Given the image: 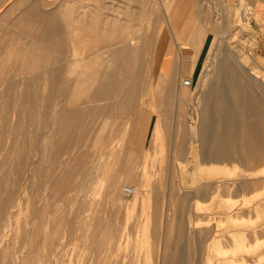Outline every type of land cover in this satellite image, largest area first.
Wrapping results in <instances>:
<instances>
[{
  "label": "rangeland",
  "instance_id": "rangeland-1",
  "mask_svg": "<svg viewBox=\"0 0 264 264\" xmlns=\"http://www.w3.org/2000/svg\"><path fill=\"white\" fill-rule=\"evenodd\" d=\"M45 1L0 0V264H264V156L252 157L247 146L252 137L248 125L264 120V72L248 57L258 49L257 54L264 56V10L260 22L255 18L256 7H263L264 0H248L252 6L243 0H190L196 21L205 12L210 19L200 38L207 27L218 24L221 10L225 12L216 45L226 17H233L231 30L226 28L227 43L246 61L240 65L230 60L237 70L231 78L243 89L222 90L218 97L226 102L228 113L221 119L211 116L220 124L214 132L221 127L218 165L225 168L218 169L201 165L198 133L196 151L188 145L189 120L197 111L193 103L200 107L204 94L198 96V90L207 87L208 66L202 74L184 72L178 81V71L171 72L174 59L168 57L160 65L152 57L157 43L170 42L172 56L179 52L171 43L170 19L180 2L187 1ZM34 9L43 13L39 18L43 25L36 22L40 20ZM244 19L251 26H244ZM25 22L30 26L23 24L28 26L21 29ZM27 27L32 35L38 34L31 35L32 42ZM20 29L28 33L24 36L28 41L20 37L24 35ZM48 30V37H42ZM122 47L139 50L126 75L137 76L131 75L128 84L123 82ZM116 48L119 51L113 53ZM188 48L183 49L193 51ZM46 66L56 74H43L41 68ZM115 67L120 68L116 74ZM183 80L194 81L196 88L182 95L188 101L182 100L179 108L177 93ZM107 84L111 95L104 91ZM173 85L170 93L153 90ZM126 89L140 94L126 95ZM134 98L131 112L130 104L122 102ZM157 98L169 100L170 111ZM237 99L251 103L252 112L239 106ZM149 114L148 131L143 133ZM253 138L264 140L262 126ZM126 187L135 195H125ZM238 236H244V251ZM215 239L220 245L214 252Z\"/></svg>",
  "mask_w": 264,
  "mask_h": 264
},
{
  "label": "bare ground",
  "instance_id": "bare-ground-1",
  "mask_svg": "<svg viewBox=\"0 0 264 264\" xmlns=\"http://www.w3.org/2000/svg\"><path fill=\"white\" fill-rule=\"evenodd\" d=\"M45 1V0H44ZM247 1L248 0H243V3L245 2V3H247ZM255 1V0H254ZM258 1V0H257ZM46 2V1H45ZM61 2V1H60ZM151 2H155V0H153V1H151ZM212 2V1H211ZM256 2V1H255ZM259 2V1H258ZM257 2V3H258ZM52 4L54 3V2H51ZM68 3V2H67ZM73 3V2H72ZM243 3H241V4H243ZM262 3V2H261ZM261 3H259V4H261ZM170 4H172V3H168L167 4V6H171ZM200 4V3H199ZM247 4H249L250 6H252L250 3H247ZM255 4V3H254ZM259 4H257V5H259ZM60 5V4H59ZM219 5V4H218ZM263 5V4H262ZM49 6H51V5H49ZM48 6V7H49ZM203 6V5H202ZM209 6V5H208ZM263 7H264V5H263ZM263 7L262 6H257L256 8H257V14H256V21L257 22H260L262 19V17L260 16L261 14H262V11L264 10L263 9ZM29 8V7H28ZM64 8V7H63ZM85 8V7H84ZM71 9V8H70ZM33 10V9H32ZM31 10V11H32ZM35 10V15L37 14L38 16H37V19H39V18H41L42 19V15L41 14H43L41 11H39L40 13H37L36 12V9H34ZM208 10V9H207ZM28 11H30V10H28ZM214 11V10H213ZM33 12V11H32ZM76 12V11H75ZM167 13L166 14H169L170 13V11H166ZM203 12V11H202ZM22 13H25V12H22ZM21 13V14H22ZM239 13V12H238ZM20 14V16H22ZM29 14V13H28ZM49 13H46V15H48ZM51 14V13H50ZM55 14H57V13H55ZM58 14H59V12H58ZM67 14V13H66ZM199 14V13H198ZM203 14V16L201 15V17H200V21H196L197 23H196V25H195V27H194V30H193V32H191L192 33V35H191V37H190V39L188 40V43H183L182 45L183 46H189V48H192L193 49V51H191V52H189L187 49H183L182 47V45L179 43L178 44V46H179V52L175 55L176 57L174 58V61H173V68H172V70H171V72H172V74L174 73L175 74V72H176V74H178L179 73V75L178 76H175V77H178V80L180 81L181 79H182V68L184 67V69H185V67L187 66V63H188V61H192V70H193V72H200L201 73V71L202 70H204V67L207 65L208 66V70H205V71H207V73H205V76H204V79L205 80H207V81H205V83L207 82V87H205V83H203L202 85H204V87L205 88H202V89H199L198 90V96L202 93V94H204V95H202V98L203 99H207V94L211 91V90H216L218 93H220L221 94V92H222V90H224V89H228V90H234V91H238V89L239 90H242L243 89V86H240L238 83H236L235 81H233L232 80V78H231V76H232V73H234V72H236L237 70H236V67L232 64V63H230V60L233 58L238 64H240V65H246L245 63H246V61L245 60H242V58H241V56L240 55H237V54H235L234 52H232V48H231V46H230V44L229 43H227V33H228V31H227V29L226 28H228L229 29V31L231 30L230 28H231V19L233 18L232 16L230 17V16H228V17H226L227 18V21H225V23H224V26H225V29L222 31V33L223 34H221V36H219V38H220V41H219V43H217V45L214 43L215 42V38L218 36L217 35V32H218V27H219V25H222V23H220L219 21H220V17H224L226 14H225V12H223L222 10H221V12H220V15H219V18L216 20L217 21V23L218 24H215V26H213V28H206L205 30H206V33L205 34H201V38L199 37V35H200V33L201 32H203L202 31V26L204 25V24H206V23H209V21H210V19L207 17V18H205L206 17V12H205V14L204 13H202ZM25 15V14H24ZM27 15V14H26ZM25 15V16H26ZM30 15V14H29ZM29 15H28V18H31V19H33L32 21H34L35 19H36V17L34 18L32 15H31V17H29ZM240 15H241V13H240ZM239 15V16H240ZM25 16H23V17H25ZM52 16V15H51ZM58 16V15H57ZM242 16H243V14H242ZM241 16V17H242ZM263 16H264V14H263ZM49 17V16H48ZM56 17V16H55ZM59 17V16H58ZM217 17V16H216ZM261 17V18H260ZM22 18V17H21ZM20 18V19H21ZM45 18V17H44ZM51 18H53V17H51ZM245 18V17H244ZM27 18L25 17L23 20H26ZM30 19V20H31ZM246 19V18H245ZM244 19V23H242V24H244V26L246 25L245 23H247V25H250L251 26V23H249V21H248V19L247 20H245ZM261 19V20H260ZM40 20V19H39ZM55 20V19H54ZM59 19H57V24H58V22L60 21H58ZM82 20V19H81ZM196 20V19H195ZM241 20H242V22H243V19L241 18ZM48 21V20H47ZM46 21V22H47ZM52 20H50V22H51ZM56 21V20H55ZM214 21V20H213ZM229 21V22H228ZM17 22V21H16ZM20 22V21H19ZM27 22H28V19H27ZM27 22H25V23H22L21 25H22V27L23 28H21V29H24L26 26H28L29 24L27 23ZM37 23H39V22H41L42 23V25H43V22H42V20H40V21H36ZM36 22H34V23H36ZM45 22V23H46ZM49 22V21H48ZM263 22H264V20H263ZM33 23V24H34ZM74 23H76V22H74ZM211 23V22H210ZM19 24V23H18ZM18 24L17 25H15L16 27L15 28H17V26H18ZM23 24H28V25H26L25 27L23 26ZM33 24L31 23V25L33 26ZM47 24V23H46ZM56 24V23H55ZM56 24V25H57ZM60 24V23H59ZM58 24V25H59ZM213 24V23H212ZM39 25V24H38ZM50 25V24H49ZM61 25V24H60ZM78 25V24H77ZM30 26V25H29ZM201 26V27H200ZM19 27L20 26H18V29H19ZM42 27V26H41ZM58 27V26H57ZM56 27V28H57ZM30 28V27H29ZM28 27L25 29L26 30V32H27V30H29L28 32H30V37H28V39L30 38V42H32L33 41V38H32V40H31V35H32V31H30V29H29ZM244 28V27H243ZM20 29V30H21ZM36 30H37V28H35ZM53 29H54V27H53ZM75 29H76V27H75ZM246 29V28H245ZM244 29V30H245ZM58 31H61L62 32V30L60 29H57ZM22 31V30H21ZM39 31V30H38ZM49 31L50 30H48V31H46L45 33H43V34H41L42 35V37H48V33H49ZM52 31H54V30H52ZM78 31V30H77ZM19 32L20 31H18V34H19ZM22 32H24V30L22 31ZM21 32V33H22ZM40 32V31H39ZM71 32H74V30L72 29V31ZM15 33H17V31H15ZM20 33V34H21ZM57 33V32H56ZM55 33V34H56ZM60 33V32H59ZM64 33V32H63ZM77 33V32H76ZM19 34V35H20ZM22 34H24L23 36H20L21 38L23 37L24 38V36H25V34H28V33H22ZM37 34V33H36ZM36 34H33L34 36H36ZM82 34V33H81ZM33 35H32V37H33ZM38 35V34H37ZM15 36V35H14ZM17 36V35H16ZM188 36V35H187ZM19 37V36H18ZM51 37V36H50ZM55 36H52V38L51 39H56V38H54ZM20 38V39H21ZM22 38V39H23ZM25 40L24 41H28V39L27 38H24ZM63 39V38H62ZM36 40V39H35ZM42 40V39H41ZM57 41V40H56ZM59 41H60V38H59ZM58 41V42H59ZM62 41V40H61ZM60 41V42H61ZM168 41V40H167ZM29 42V43H30ZM35 42V41H34ZM38 42V41H37ZM50 42V41H49ZM59 42V43H60ZM72 42H73V40H72ZM28 43V42H27ZM61 43H63V41L61 42ZM168 43H170V42H168ZM168 43H157V46H156V51H155V54L152 56L154 59V61H155V63H159L160 65L161 64H163V62H164V59H167L168 57H173L172 55H171V51H170V48H171V46H170V44L168 45ZM118 44V43H117ZM122 44V43H121ZM36 46H37V44H35ZM68 45V44H67ZM129 45H132V43H129ZM216 45V46H215ZM42 46V45H41ZM43 46H44V44H43ZM119 46V45H118ZM169 46H170V48H169ZM51 47V46H50ZM108 47V46H107ZM112 47V46H111ZM54 48V47H53ZM65 48V47H64ZM68 48V47H67ZM109 48V47H108ZM118 48V47H117ZM117 48L116 49H113V53H116V51H119V50H117ZM126 48V47H125ZM124 47H122L121 48V52H122V54H123V57H125V65H123L124 67H123V75H124V78H126V79H124L125 81H123L124 83H127L128 84V81H130V80H127V79H130V78H134L133 76H137V74H135V72L133 73V74H129L128 76H126L127 75V73L130 71V66H131V64L136 60L135 59V57H136V54H137V57H138V54L139 53H136L135 51H137V52H139V50H137V49H135V51H134V49L133 48H130V49H125ZM135 48V47H134ZM186 48H188V47H186ZM188 48V49H189ZM55 51V50H54ZM158 51H159V53H158ZM256 52V51H255ZM254 52V50H253V52L252 53H250L249 55H248V57H249V59L253 62V64L254 65H256V67H258V69H260L261 71H263L264 72V56L263 57H261V56H259V54H257V52H258V50H257V52L255 53ZM75 53H76V51H75ZM51 54H52V52H51ZM12 55H14V54H12ZM53 55V54H52ZM54 55H56V53L54 54ZM41 56V55H40ZM19 57V56H18ZM35 57V56H34ZM50 57V59H51V55L49 56ZM56 57V56H55ZM20 58V57H19ZM48 58V57H47ZM57 58V57H56ZM56 58H55V60H56ZM17 59V58H16ZM40 59V58H39ZM50 59L49 60H47L48 62H50ZM44 60V59H43ZM45 60V61H46ZM58 60V59H57ZM56 60V61H57ZM67 60V59H66ZM123 60V59H122ZM25 61V60H24ZM39 61H41L42 62V58H41V60H39ZM39 61H38V63H39ZM44 61V62H45ZM55 61V64H58L57 62ZM83 61V60H82ZM123 61V62H124ZM140 61H141V59L139 60V58H137V61H136V63L138 62V64H140ZM23 62V61H22ZM26 62V61H25ZM27 63V62H26ZM119 62H117V64H118ZM135 63V62H134ZM23 64V63H22ZM137 64V65H138ZM54 65V64H53ZM119 65V64H118ZM118 65H117V67H118ZM152 65V64H151ZM213 65L215 66V68L213 67ZM239 65V66H240ZM23 66V65H22ZM38 66V65H37ZM57 66V65H56ZM74 66V65H73ZM155 66V65H154ZM159 66V65H158ZM189 66V65H188ZM237 67H238V65H236ZM66 67H67V65H66ZM117 67H115V69H114V71L112 72V73H114L115 72V74L118 72V70H120V68H117ZM134 67H136L135 66V64H134ZM157 67V66H156ZM163 67V66H162ZM249 67V66H248ZM22 68V67H21ZM51 68L52 67H49V66H46L45 68H41V71H43V74L44 73H48L49 75H55L56 74V72H54V70L52 69V71H51ZM26 69V68H25ZM29 69H31V68H29ZM56 69H58V68H56ZM71 69V68H70ZM75 69V68H74ZM122 69V68H121ZM156 69H158V68H156ZM27 70V69H26ZM59 70V69H58ZM132 70V69H131ZM160 70V69H159ZM170 70V67H168L167 68V72ZM255 70V69H254ZM134 71H138L136 68L134 69ZM155 71V70H154ZM177 71H178V73H177ZM204 71V72H205ZM242 71V70H241ZM62 72V71H61ZM203 71H202V73H204ZM30 73V72H29ZM106 73V72H105ZM137 73V72H136ZM141 73V71H139L138 72V74H140ZM157 73V72H156ZM201 73V74H202ZM245 73H247V72H245ZM244 73V74H245ZM122 74V73H121ZM135 74V75H134ZM200 74V75H201ZM251 73H249V75H250ZM46 75V74H45ZM58 75H61L59 72H58ZM112 75V74H111ZM110 75V76H111ZM131 75H133V76H131ZM204 75V74H203ZM248 75V74H247ZM252 75V74H251ZM110 76H108V77H110ZM115 76V75H114ZM135 76V77H136ZM244 76V75H243ZM104 77V76H103ZM107 77V78H108ZM113 77V76H112ZM111 77V78H112ZM160 77H161V75H160ZM202 77V76H201ZM254 77V76H253ZM260 77V76H259ZM259 77H257V79H260ZM52 78V77H51ZM162 78H164V76L162 77ZM162 78H161V80H162ZM251 78V77H250ZM21 79V78H20ZM34 79H37V77L35 78L34 77ZM109 80H110V78H108ZM107 79V80H108ZM121 79H123V77L121 78ZM203 79V78H202ZM203 79V80H204ZM42 80V79H41ZM101 80H103V78L101 79ZM106 80V81H107ZM114 80V79H113ZM135 80V79H134ZM134 80H132V81H134ZM175 80V79H174ZM248 80H249V78H248ZM36 81V80H35ZM52 81V80H51ZM80 81V80H79ZM78 81V82H79ZM105 81V83H107ZM111 81V80H110ZM109 81V84L111 83V86L113 85L112 84V82H110ZM119 81V80H118ZM121 81V80H120ZM121 81V83H123ZM166 81H167V78H166ZM177 81V80H176ZM188 80H183L182 81V87H184V88H187V89H189V90H187V91H190L191 89L193 90V89H195L196 88V86L194 85V81H192V86L191 87H186L184 84L187 82ZM190 81V80H189ZM254 81V80H253ZM38 82V81H37ZM81 82V81H80ZM131 82V81H130ZM129 82V83H130ZM162 82V81H161ZM199 82V81H198ZM203 82V81H202ZM120 83V84H121ZM123 83V84H124ZM168 83V82H167ZM176 83V82H175ZM35 84V83H34ZM50 84V83H49ZM82 84V83H81ZM80 84V85H81ZM97 84V83H96ZM102 84L104 85V81L102 82ZM109 84H107V86L106 87H108L109 86ZM123 84H122V86H123ZM78 85V84H77ZM106 85V84H105ZM162 85V84H161ZM165 85V84H164ZM8 86V85H7ZM73 86V85H72ZM122 86H119V89H120V87H122ZM171 86V85H170ZM170 86H163V88H166V89H173V87H174V85L172 86V87H170ZM180 86V85H179ZM105 87V90H104V87H103V90L104 91H106L107 89H109V87L108 88H106ZM161 87V86H160ZM198 87V86H197ZM201 87H203V86H201ZM84 88V87H83ZM124 88V87H123ZM155 88H158V87H155ZM178 88V87H177ZM102 89V88H101ZM112 89V87L109 89V90H111ZM114 89V88H113ZM122 89V88H121ZM120 89V90H121ZM130 89V88H129ZM128 89V90H129ZM182 89V88H181ZM181 89L179 90V92L178 93H180L181 92ZM109 90H107V92H109L108 94H112V93H110V91ZM127 90V89H126ZM127 90V92H129ZM161 90V89H160ZM178 90V89H177ZM112 92H113V90H111ZM117 91H118V89H117ZM116 91V92H117ZM163 91V90H162ZM171 91V90H170ZM106 92V93H107ZM134 92V91H133ZM164 92V91H163ZM239 92V91H238ZM130 93V92H129ZM241 93V92H240ZM130 95V94H129ZM217 95V94H216ZM216 95H215V97H216ZM224 95V94H223ZM34 96V95H33ZM248 96V95H247ZM32 97V96H31ZM102 97V96H101ZM119 97V96H118ZM33 98V97H32ZM116 98V97H115ZM114 98V99H115ZM202 98H201V101H202ZM192 99V98H191ZM209 99V98H208ZM221 99H223L222 97H218V98H216V101L214 102V106L213 107H211L210 105H208L207 103H206V101L204 100V102L202 101L201 102V104H200V107L199 108H197V106L195 105L196 104V102H192L193 103V109L195 110H197V111H193V113H191V114H193V115H195V118L193 117V118H191V120H189V122H190V129H191V131H190V140H189V145H190V151H193V150H195V148H194V146H195V144H197L196 143V140L194 139L195 137V135H196V133H198V135H199V147H200V145H201V132H202V130H203V126H204V120H208V119H210L211 118V116H215L216 117V119H221L222 117H223V113L225 114L226 112L228 113V107H227V104H225V103H223V100H221ZM183 100V99H182ZM195 100L197 101V99L195 98ZM224 100H225V98H224ZM184 101V100H183ZM237 101L239 102V106H242V107H244L245 108V110L248 108V110L247 111H250V112H252V109H253V107H252V105H251V103H249V102H244V103H242L239 99H237ZM120 105V104H119ZM237 105V104H236ZM181 107V106H180ZM214 108V109H213ZM264 108V107H263ZM191 110V109H190ZM226 111V112H225ZM115 113V112H114ZM71 116V115H70ZM77 116V115H76ZM103 116V115H102ZM192 117V116H191ZM190 118V117H189ZM216 119H214V120H216ZM192 120H195V122L193 123L192 122ZM259 124V125H258ZM253 123V124H249L248 125V130H249V135H251L252 137L250 138V140H248L247 142V146H248V150H249V152H250V154H251V156L252 157H254V156H257V157H261V156H264V140L262 139V140H257V139H254L253 138V136L254 135H256V128L257 127H261L262 126V129L264 130V120L261 122V123ZM216 125V124H215ZM70 126V125H69ZM69 126H68V128H69ZM219 126H220V124H219ZM215 128H217L216 126H215ZM111 129V128H110ZM219 129H221V127L220 128H218V130ZM223 129V128H222ZM217 130V131H218ZM214 131V130H213ZM217 131H216V135L215 136H217L218 135V133H217ZM91 132V131H90ZM107 132H108V130H107ZM110 132V131H109ZM219 132V131H218ZM212 133V132H211ZM209 134V133H208ZM221 135H223V133L222 134H220V136ZM213 136H214V134H213ZM219 136V135H218ZM225 136V135H224ZM222 137V136H221ZM225 138V137H224ZM223 139V138H222ZM220 140V139H219ZM216 142V141H215ZM212 143H214V141L212 142ZM219 143H220V141H219ZM102 146V145H101ZM213 147V146H212ZM101 148V147H100ZM207 150V149H206ZM196 151V150H195ZM208 152H210V151H208ZM212 152V151H211ZM213 152H215V151H213ZM113 153V152H112ZM209 155H211V158H212V153L210 154L209 153ZM209 158V157H208ZM219 159H220V157H219ZM218 159V160H219ZM197 161V160H196ZM206 162V161H205ZM210 163H212V161H210ZM232 164H235V163H232ZM223 165V164H222ZM222 165L220 166V165H218V166H216V165H212V164H210V165H207L208 166V169H209V167L210 168H223L224 167V165H223V167H222ZM226 165V164H225ZM206 166V167H207ZM220 166V167H219ZM76 167V166H75ZM203 167H205V166H203ZM227 167V166H226ZM236 167L237 168H240L239 166H237L236 165ZM225 168V167H224ZM227 169H228V167H227ZM262 169V168H261ZM222 170V169H221ZM211 171V170H210ZM240 171V170H239ZM242 171H243V169H242ZM258 171V170H257ZM212 172V171H211ZM224 172H225V170H224ZM243 172H245V171H243ZM128 173H129V171H128ZM250 173V172H249ZM212 174V173H211ZM219 174H221L220 172H219ZM222 174H223V172H222ZM246 174H248V173H246ZM128 175H131L132 176V173L131 174H128ZM134 175V174H133ZM254 175H261L260 173H257V174H254L253 173V176ZM130 176V177H131ZM252 175H251V177H253ZM212 177V176H211ZM241 177H244V179L247 177L246 175L244 176V173H243V175H241ZM125 178H126V173H125ZM129 178V177H128ZM127 178V179H128ZM255 178H257V177H255ZM203 179V178H202ZM254 179V178H253ZM116 183V182H115ZM110 186V185H109ZM112 186V185H111ZM114 188H115V186H113ZM241 187V186H240ZM239 187V188H240ZM215 188H216V186H215ZM242 188V187H241ZM108 189H109V187H108ZM218 189V188H217ZM115 190V189H114ZM155 190V189H154ZM112 191H113V189H112ZM135 191V190H134ZM216 191H218V190H216ZM110 193H111V191H109ZM242 192V191H241ZM109 193V194H110ZM135 193H136V191H135ZM113 194H114V192H113ZM181 194V193H180ZM185 194V193H184ZM187 194V193H186ZM191 194H192V192H191ZM135 195V194H134ZM114 196V195H113ZM189 196V195H188ZM184 197L185 196H183V199H184ZM214 197H217L216 195L214 196ZM114 198V197H113ZM168 198V197H167ZM166 198V199H167ZM182 199V198H181ZM194 200V199H193ZM184 201H186V199L184 200ZM199 201V200H198ZM212 201H213V199H212ZM115 202H116V199H115ZM191 202V201H190ZM258 202V201H257ZM184 203V202H183ZM245 203V202H244ZM248 203V202H247ZM177 205V204H176ZM237 205V204H236ZM244 205V204H243ZM190 206V205H189ZM234 207H235V205H234ZM239 207V206H238ZM166 208V207H165ZM169 208H171V207H169ZM168 208V209H169ZM190 209H191V207H189ZM241 208V207H240ZM243 208V207H242ZM247 209V208H246ZM181 210V209H180ZM199 210V209H198ZM179 211V210H178ZM183 211V210H182ZM185 212H186V210H184ZM183 211V212H184ZM189 210H187V212H188ZM191 211V210H190ZM247 211V210H246ZM196 212H198V211H196ZM238 212V211H237ZM166 213V212H165ZM170 213V212H169ZM187 215V214H186ZM178 216V215H177ZM164 217H166L165 215H164ZM184 217H185V215H184ZM182 218V219H185V218ZM133 218V217H132ZM181 219V220H182ZM188 219V218H187ZM96 221V220H95ZM184 221V220H183ZM233 221H236V220H233ZM237 223L239 222V221H236ZM164 223H165V220H164ZM181 223V222H180ZM184 223V222H183ZM186 223V222H185ZM81 224V223H80ZM202 224H205V223H202ZM239 224V223H238ZM244 224V223H243ZM191 225H193L192 224V222H191ZM109 226H111V225H109ZM201 226V225H200ZM205 226V225H204ZM241 226V225H240ZM202 227V226H201ZM208 227V226H207ZM243 227V226H242ZM241 227V228H242ZM110 228V227H109ZM180 228H182L181 227V224H180ZM165 229V228H164ZM163 229V231H166V229L164 230ZM179 229V228H178ZM108 228H107V232H108ZM112 230V229H111ZM110 230V231H111ZM182 230H184V229H182ZM243 230V229H242ZM216 231V230H215ZM180 232H181V229H180ZM179 232V233H180ZM218 232V231H217ZM217 232H215V233H217ZM165 233V232H164ZM236 233V232H235ZM235 233H233V234H235ZM240 233H241V231H240ZM108 234H110V232L108 233ZM186 234H188V233H186ZM219 234V233H218ZM237 235H238V232L236 233ZM106 235V234H105ZM105 235H104V237H105ZM178 234H176V237H178L177 236ZM180 235V234H179ZM240 235V234H239ZM249 235V234H248ZM183 236V235H182ZM189 236V235H188ZM109 237V236H108ZM108 237H106L107 239H108ZM112 237V236H111ZM163 237V236H162ZM190 237H192V236H190ZM189 237V238H190ZM204 237H205V235H204ZM218 237V236H217ZM239 237V236H238ZM246 237V236H245ZM179 238H181L182 239V242L184 241L183 239V237H178V240H179ZM210 238V237H209ZM214 238H216L215 236H214ZM213 238V239H214ZM235 238H237L236 236H235ZM234 238V239H235ZM247 238V237H246ZM117 239V238H116ZM120 239V238H119ZM180 239V240H181ZM205 238H203V240H204ZM221 239V238H220ZM110 240V239H109ZM188 240H190V239H188ZM219 240V239H218ZM217 239H215V241L213 242V245H212V247H213V251L215 252V250H217L218 249V245H220V243H219V241H218ZM187 241V240H186ZM194 242V237H193V239L191 240V242ZM178 242V241H177ZM181 242V243H182ZM188 242V241H187ZM190 242V241H189ZM108 243V242H107ZM244 243H245V239H244V236H240L239 237V239H238V245H239V248L241 249V251L243 250V249H245L244 248ZM119 244H120V242H119ZM163 246H164V244H162ZM107 247V246H106ZM178 247V246H177ZM212 247H211V249H212ZM190 248V247H189ZM162 251H164V250H162ZM244 251V250H243ZM126 254V253H125ZM175 254V253H174ZM132 255V254H131ZM189 254L187 253V255L186 256H188ZM157 256V255H156ZM172 256V255H171ZM181 256H182V253H181ZM133 257V256H132ZM136 257V256H135ZM162 257V256H161ZM129 258V257H128ZM171 258V257H170ZM189 258V257H188ZM125 259V258H124ZM123 259V260H124ZM129 259H132V258H129ZM129 259H128V261H129ZM136 260V259H135ZM158 260V259H157ZM188 260V262L187 263H189V259H187ZM191 260V259H190ZM165 261V260H164ZM182 261V260H181ZM138 263H139V261H138ZM171 263H173V262H171ZM26 264V263H25ZM132 264V263H131Z\"/></svg>",
  "mask_w": 264,
  "mask_h": 264
},
{
  "label": "crops",
  "instance_id": "crops-1",
  "mask_svg": "<svg viewBox=\"0 0 264 264\" xmlns=\"http://www.w3.org/2000/svg\"><path fill=\"white\" fill-rule=\"evenodd\" d=\"M185 1H187V2L184 3V4H182V2H180L179 7H176L175 10L173 11V13L171 14L172 18L170 19V25H171L173 33H174V36H173V39H172L171 43H175V46L177 48L179 47L178 46L179 43H182V44L183 43L184 44L188 43V40L190 39V37L192 35L191 32H193L194 27L196 25V20H195L196 19L195 18L196 17V13H194L195 11L193 9V5L194 4L191 3L190 0H185ZM260 46L261 45L259 44V47ZM184 47L186 48V47H189V46L186 45V46H183L182 48H184ZM176 54H177V52H175V55ZM175 55H173V57H171V58L174 59L176 57ZM191 65H192V61H188L187 66L185 67V69H184V67L182 68V78H183V75L185 73H188V72H190L192 70V68H191L192 66ZM150 88H152V87H150ZM148 89H149V87L147 89H145V90L148 91ZM153 90L156 91L157 93L158 92L159 93L160 92H162V93H170L169 89H166V88H163V87H158V88L153 87ZM187 90H188L187 88L183 87L181 89V92L177 93L178 97L180 99L179 108H180V106L182 107V99L184 100L183 102H185V103H187V101H188V98L182 97V95H186L188 93ZM178 92H179V90H178ZM129 94H130V96H136L137 97L140 93L139 92H135V91L133 92V90H131L130 93L129 92L126 93V95H129ZM215 95H216V97H215ZM219 95H220V93H218L215 89L211 90L207 94V96H208L207 99L205 100V99L202 98V101L204 102V100H205L207 104L209 103L208 105L213 107L214 106V102L216 101V98ZM156 101H160V104L161 103H163V105L165 104L164 106L168 107V108H166V110L170 111L171 107L167 106V104L171 105V102L169 100H164V99H161V98H159V99L157 98ZM136 102H137V98L136 99L134 98V99H131L130 102H129V100H126L125 103H124V101H123L122 105L127 106V104H130V107H131L130 110L132 112V111H134V107L136 105ZM201 102H200V104H201ZM167 111H166V114H167ZM178 113H179V109H178ZM179 117L180 116H178V118ZM149 121H150V114H149V116L147 115L145 117V124L147 126H146L145 130L143 131V133L148 131ZM204 121L205 122H204L203 130L201 132V142H200L201 143V145H200V149H201L200 160L203 161V162H201V165L205 166V167L207 165H210V164H212V165L214 164V165L218 166L219 140L217 139L218 135L215 136L216 132H214L213 129L215 128V126L219 127V125L217 123V120H214V119H211V118L208 119V120H204ZM213 134H214V136H213ZM213 141H214V143H212ZM188 145H189V143H188ZM208 151H210V152H208ZM213 151H215V152H213ZM209 153L210 154L212 153V158H211V155H209ZM210 161H212V163H210Z\"/></svg>",
  "mask_w": 264,
  "mask_h": 264
},
{
  "label": "built area",
  "instance_id": "built-area-1",
  "mask_svg": "<svg viewBox=\"0 0 264 264\" xmlns=\"http://www.w3.org/2000/svg\"><path fill=\"white\" fill-rule=\"evenodd\" d=\"M184 85H185L186 87H191V86H192V82L188 80ZM124 193H125V195H127V196H134L135 191H134V189L131 188V187H126L125 190H124Z\"/></svg>",
  "mask_w": 264,
  "mask_h": 264
}]
</instances>
